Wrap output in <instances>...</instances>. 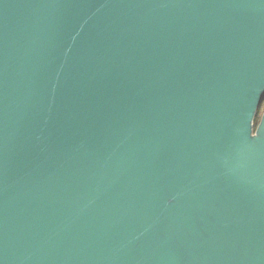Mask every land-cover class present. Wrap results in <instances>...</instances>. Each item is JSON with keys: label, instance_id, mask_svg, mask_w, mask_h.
I'll use <instances>...</instances> for the list:
<instances>
[{"label": "water", "instance_id": "1", "mask_svg": "<svg viewBox=\"0 0 264 264\" xmlns=\"http://www.w3.org/2000/svg\"><path fill=\"white\" fill-rule=\"evenodd\" d=\"M264 0H0V264H264Z\"/></svg>", "mask_w": 264, "mask_h": 264}, {"label": "rangeland", "instance_id": "2", "mask_svg": "<svg viewBox=\"0 0 264 264\" xmlns=\"http://www.w3.org/2000/svg\"><path fill=\"white\" fill-rule=\"evenodd\" d=\"M263 111H264V99H263L261 105L259 106V109H258L256 117H255V121L257 123L260 121ZM255 125H256V123H255Z\"/></svg>", "mask_w": 264, "mask_h": 264}, {"label": "trees", "instance_id": "3", "mask_svg": "<svg viewBox=\"0 0 264 264\" xmlns=\"http://www.w3.org/2000/svg\"><path fill=\"white\" fill-rule=\"evenodd\" d=\"M255 123H256V125H258V124H259V122L257 123L256 121H255Z\"/></svg>", "mask_w": 264, "mask_h": 264}, {"label": "flooded vegetation", "instance_id": "4", "mask_svg": "<svg viewBox=\"0 0 264 264\" xmlns=\"http://www.w3.org/2000/svg\"><path fill=\"white\" fill-rule=\"evenodd\" d=\"M262 103V102H261ZM264 112V111H263ZM263 114V113H262ZM254 124H255V120H254ZM257 126V125H256Z\"/></svg>", "mask_w": 264, "mask_h": 264}]
</instances>
